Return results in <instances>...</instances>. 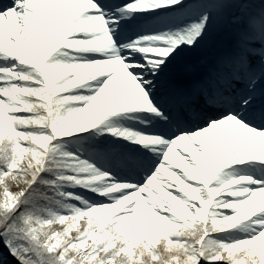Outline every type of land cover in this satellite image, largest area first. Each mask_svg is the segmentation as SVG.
Wrapping results in <instances>:
<instances>
[{
	"label": "snow or ice",
	"instance_id": "snow-or-ice-1",
	"mask_svg": "<svg viewBox=\"0 0 264 264\" xmlns=\"http://www.w3.org/2000/svg\"><path fill=\"white\" fill-rule=\"evenodd\" d=\"M0 264H264V0H0Z\"/></svg>",
	"mask_w": 264,
	"mask_h": 264
}]
</instances>
